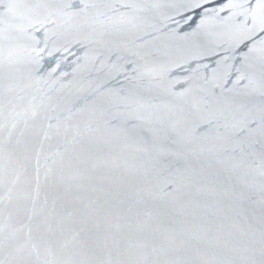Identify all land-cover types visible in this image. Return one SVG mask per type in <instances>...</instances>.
Returning <instances> with one entry per match:
<instances>
[{
    "label": "water",
    "instance_id": "95a60500",
    "mask_svg": "<svg viewBox=\"0 0 264 264\" xmlns=\"http://www.w3.org/2000/svg\"><path fill=\"white\" fill-rule=\"evenodd\" d=\"M0 264H264V0H0Z\"/></svg>",
    "mask_w": 264,
    "mask_h": 264
}]
</instances>
